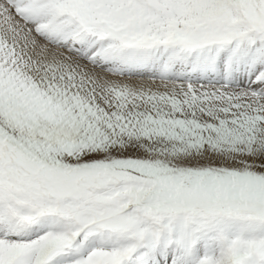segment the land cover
Returning a JSON list of instances; mask_svg holds the SVG:
<instances>
[{"label": "snow or ice", "instance_id": "1", "mask_svg": "<svg viewBox=\"0 0 264 264\" xmlns=\"http://www.w3.org/2000/svg\"><path fill=\"white\" fill-rule=\"evenodd\" d=\"M0 264H264V0H0Z\"/></svg>", "mask_w": 264, "mask_h": 264}]
</instances>
